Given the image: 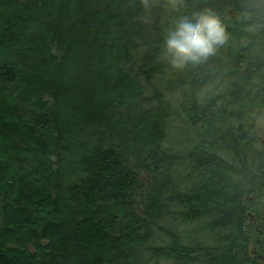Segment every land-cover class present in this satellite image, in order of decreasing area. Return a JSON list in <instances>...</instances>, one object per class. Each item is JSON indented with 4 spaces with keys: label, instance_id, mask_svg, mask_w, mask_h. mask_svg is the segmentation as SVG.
<instances>
[{
    "label": "trees",
    "instance_id": "1",
    "mask_svg": "<svg viewBox=\"0 0 264 264\" xmlns=\"http://www.w3.org/2000/svg\"><path fill=\"white\" fill-rule=\"evenodd\" d=\"M203 2L177 67L141 0H0V264H264V0Z\"/></svg>",
    "mask_w": 264,
    "mask_h": 264
},
{
    "label": "clouds",
    "instance_id": "2",
    "mask_svg": "<svg viewBox=\"0 0 264 264\" xmlns=\"http://www.w3.org/2000/svg\"><path fill=\"white\" fill-rule=\"evenodd\" d=\"M146 13L158 10L163 18L158 51L167 63L177 67L205 63L232 39L229 23L222 12L203 0H141ZM248 20L264 19V10L244 9ZM145 22L152 16L146 15Z\"/></svg>",
    "mask_w": 264,
    "mask_h": 264
},
{
    "label": "rangeland",
    "instance_id": "3",
    "mask_svg": "<svg viewBox=\"0 0 264 264\" xmlns=\"http://www.w3.org/2000/svg\"><path fill=\"white\" fill-rule=\"evenodd\" d=\"M171 99L174 102V106H177L178 103L181 101L180 95L178 93L173 94L171 96ZM173 117H174V122H175V124L178 125V127H177L176 130H171L172 133L170 134V140H172L173 138H177V136H179L178 129H179V126H182L181 118L178 117V115H174ZM181 135L184 136V130L183 129L181 131ZM184 138H185V136L183 137V139ZM145 179H147L145 173H141V180H142V182H144ZM145 186H146V182H144L143 188ZM144 193H145L144 191L138 190V196L137 197H138L139 200H142Z\"/></svg>",
    "mask_w": 264,
    "mask_h": 264
}]
</instances>
